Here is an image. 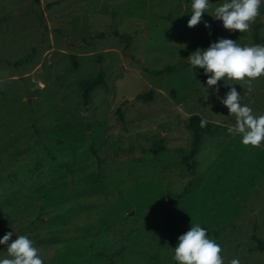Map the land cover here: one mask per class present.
I'll return each mask as SVG.
<instances>
[{
  "label": "rangeland",
  "instance_id": "374dc122",
  "mask_svg": "<svg viewBox=\"0 0 264 264\" xmlns=\"http://www.w3.org/2000/svg\"><path fill=\"white\" fill-rule=\"evenodd\" d=\"M190 5L0 0V221L44 264H175L171 248L193 223L224 264H264L254 240L264 244V143L229 132L235 118L215 91L228 87L207 92L203 69L185 61L220 38L264 45V3L243 34L208 14L189 28ZM102 70L84 105L80 83ZM233 86L264 114V77ZM151 91L152 102L137 99ZM193 115L227 127L204 139L194 172L183 161Z\"/></svg>",
  "mask_w": 264,
  "mask_h": 264
},
{
  "label": "clouds",
  "instance_id": "9594fccd",
  "mask_svg": "<svg viewBox=\"0 0 264 264\" xmlns=\"http://www.w3.org/2000/svg\"><path fill=\"white\" fill-rule=\"evenodd\" d=\"M262 3L264 0H222L217 2L216 7L210 8L213 4L210 0H191V15L187 26L195 27L200 23L202 15L208 14L214 20L221 21L229 33H247L259 15ZM185 61L195 72L203 69L207 77L204 86L207 92L217 86L218 81L228 87L223 97L218 95V88L215 91L220 104L235 118L234 127L229 128V132L239 136L244 146H261L264 143V114H254L253 109L242 102V95L233 85H251L253 80L264 77V45H241L232 39L220 38L207 48H197ZM247 91L251 92V87ZM13 235L12 231L0 237V246L7 245L6 252L0 251L6 253L0 255V264H44L38 248L29 236L15 235V240L9 244ZM171 249L175 264H224L221 246L210 238L208 230L199 223L191 224L190 229L178 237L176 246ZM230 264H240L239 259L233 258Z\"/></svg>",
  "mask_w": 264,
  "mask_h": 264
},
{
  "label": "trees",
  "instance_id": "16d2710c",
  "mask_svg": "<svg viewBox=\"0 0 264 264\" xmlns=\"http://www.w3.org/2000/svg\"><path fill=\"white\" fill-rule=\"evenodd\" d=\"M73 62V71L76 72L79 69V65L77 62V56H72ZM105 72L102 70L96 77L84 80L80 83V89L82 91V97L84 105H88L91 93L93 90L103 86L105 84ZM138 100L143 101L145 103H150L153 101V91L146 95H139L137 97ZM118 115L120 121L124 124V116L121 112V109H118ZM226 126L222 124L213 123L210 121L204 120L199 115H193L189 118L187 129L192 133L193 139L191 144V149L188 154H186L183 158L184 163L187 166L189 171L194 172L196 163H195V156L199 153L200 147L207 136H211L220 132L221 130H226ZM166 147L163 141L158 142L152 149L154 155H159L161 152L165 151ZM97 154V153H95ZM7 230L5 229L4 225L0 221V237H2ZM254 240L257 243V249L261 252H264V244L263 242L254 236ZM2 246H0V249Z\"/></svg>",
  "mask_w": 264,
  "mask_h": 264
}]
</instances>
